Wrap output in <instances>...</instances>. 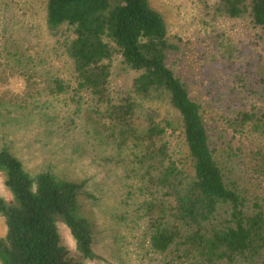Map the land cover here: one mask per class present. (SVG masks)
Here are the masks:
<instances>
[{
    "label": "trees",
    "instance_id": "obj_1",
    "mask_svg": "<svg viewBox=\"0 0 264 264\" xmlns=\"http://www.w3.org/2000/svg\"><path fill=\"white\" fill-rule=\"evenodd\" d=\"M8 6L0 22V127L35 126L84 142L100 152L103 169L122 168L113 177L122 193L112 215L131 237L128 263L264 264V55L254 65L258 79L243 84L262 105L228 107L225 143L216 140L205 104L169 66L177 48L150 0H47L48 31L70 74L33 41L30 23L5 18ZM210 11L264 34V0H216ZM122 76L125 86L114 88ZM14 77L24 84L19 94L9 89ZM163 104L176 120L162 115ZM0 172L13 197L0 198L7 228L1 264L102 260L101 233L82 213V198H93L86 182L32 174L6 143ZM62 225L74 250L63 242Z\"/></svg>",
    "mask_w": 264,
    "mask_h": 264
},
{
    "label": "rangeland",
    "instance_id": "obj_2",
    "mask_svg": "<svg viewBox=\"0 0 264 264\" xmlns=\"http://www.w3.org/2000/svg\"><path fill=\"white\" fill-rule=\"evenodd\" d=\"M150 2L164 17L170 41L177 48L169 56V66L189 83L192 96L205 104L207 121L215 131L216 140L228 143L229 134L232 132L224 131L226 120L223 119H230L232 114L227 112L222 118L228 107L237 109L241 101L248 107L262 105L258 95L243 88V84L258 79V68L254 65L258 57L264 55V34L245 20L215 18L210 7L216 0ZM6 3L9 5V13L5 18H18L22 24L30 23L31 26L28 27L35 29L33 41L41 42L43 53L48 52L56 69L63 74H70L71 62L62 55L56 39L48 31L47 0H0V22ZM0 25L2 28L1 23ZM128 79V76L116 78L113 82L114 88L125 86ZM9 89L19 94L23 91L24 84L14 77L10 81ZM225 92L232 93V96L228 99L220 97ZM212 97L215 102L210 104ZM160 107L164 117L176 120L175 113L166 104ZM4 143L11 147L25 169L32 174L51 171L68 181L86 182V191L93 198H82V213L101 233L96 252L102 257V260L87 264H129L131 237L112 215L122 193L121 181L113 177L116 176L115 173L121 176L122 168L105 170L99 164V151L84 142L73 143L58 136H47L42 129L35 126L14 123L5 128L0 127V145ZM234 145H238L237 140H234ZM244 173L245 170L241 175ZM0 198L8 202L13 199L1 172ZM6 231L5 221L0 217V237H4ZM61 234L64 244L74 250L75 242L70 231L63 225ZM132 262L137 264L134 259Z\"/></svg>",
    "mask_w": 264,
    "mask_h": 264
}]
</instances>
